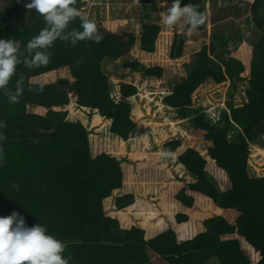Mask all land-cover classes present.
Here are the masks:
<instances>
[{
    "label": "trees",
    "instance_id": "trees-1",
    "mask_svg": "<svg viewBox=\"0 0 264 264\" xmlns=\"http://www.w3.org/2000/svg\"><path fill=\"white\" fill-rule=\"evenodd\" d=\"M101 1L104 0L77 3H96V15L89 19L96 22L103 40L80 41L75 46L57 40L49 49L52 56L47 66L29 70L18 65L17 74L23 72L26 77L24 94L19 103L9 104L0 93V113L61 107L47 85L41 95L28 92L27 87L29 83L41 84L33 82L35 70L50 76L63 75L75 105L110 122L111 138L128 143L137 131L131 99L139 95L138 85L143 81L158 83L167 92L162 97L163 107L174 112L178 122H187L201 139L196 148L178 153L177 161L193 185L175 197L181 210L176 225L190 221L186 213L196 210L198 197L220 211L233 213L234 222L203 219L201 230L186 241L180 240L174 226L148 236L137 226L123 228L105 223L109 201L117 211L133 202L132 196L116 193L122 182L124 159L106 152L90 160L82 159L78 145L89 140L92 131L81 121H60L56 126L53 143L62 160L42 173L32 161L15 159L11 146H2L0 217L16 211L29 227L45 225L47 234L65 244L62 255L71 257L69 264H124L146 258L154 259L151 264H167L170 259H177L180 264H251L243 245L258 253V264H264V200L255 196L250 166V145L262 147L264 137V129L257 128L264 119V0L243 5L240 3L244 0H238L232 9L222 5L227 12L210 18L211 6H206L211 3L214 10L217 0H181L182 6L199 5V11L206 13V22L191 37L182 33L166 39L159 15L163 0H137L133 13L119 10V18L112 6L107 20L99 12ZM30 2L0 0V39H15L22 54H26L27 42L45 27L43 17L35 9L25 7ZM240 20L246 24L244 28L260 34L248 65L232 53L244 39L238 27ZM134 22L139 24L137 30ZM79 26L80 19L76 18L69 30ZM207 37L211 40L209 45ZM190 39L196 47L190 48ZM165 50L169 59L161 60L160 52ZM194 52L196 55L182 68L172 64L175 60L184 61ZM129 56H133L132 60ZM117 60L138 64L132 73L120 71ZM246 74L249 87L245 102H228L218 121L215 110L197 103L199 91L206 86H223L228 79L243 80ZM17 79L18 75H14L9 87L14 88ZM40 175L42 183L53 185L54 200L52 194L49 198L37 187ZM14 183L18 188L12 187Z\"/></svg>",
    "mask_w": 264,
    "mask_h": 264
},
{
    "label": "rangeland",
    "instance_id": "rangeland-1",
    "mask_svg": "<svg viewBox=\"0 0 264 264\" xmlns=\"http://www.w3.org/2000/svg\"><path fill=\"white\" fill-rule=\"evenodd\" d=\"M253 1L244 0L240 5ZM217 2V8L214 10L211 3L207 4V9L211 6L208 14L209 18L216 13L221 15L227 12L224 9L226 7L232 9L238 3V0H217ZM95 4L78 2L76 7L82 14L95 17L97 11L95 10ZM98 4L101 18L105 17L104 20H107L108 12L112 6L115 7L114 11L117 15L119 10L124 11V9H129V13L132 14L137 0H104ZM161 4H166L161 11L165 12L167 6L172 3L170 0H163ZM222 5L224 8L221 7ZM233 14H236V12ZM116 17V15L113 16V18ZM229 18L231 21L236 20L234 17ZM237 22L240 24L238 27L244 39L236 52L233 50L232 53L248 65L251 61L253 45L258 41L260 34H253L246 27L244 28L246 24L243 23V20ZM160 23L163 28V39L182 34L187 27L181 21L175 27L167 28L162 23L161 15ZM138 28L139 24L135 23L134 30ZM188 41L190 44L188 42L187 44L191 46L190 48L196 47V45H191V39ZM210 43L211 40L207 37L206 45ZM230 46L234 48L232 45ZM131 52L134 54V47L131 48ZM167 52L168 50L160 52L162 55L161 60L169 59ZM195 53H192L193 56L190 55L184 61L175 60L172 64L182 68L184 63H187L196 55ZM132 57L129 56L128 58L132 60ZM110 58L116 61L115 55H111ZM137 64L130 65L122 60L118 61L120 71L131 73ZM37 71L35 70L32 73L33 82L47 85L61 107H55L51 111L40 108H27L15 112L0 113V121L7 122V127L0 129L7 136L6 140L0 142V147L11 146L15 159L32 161L38 166L41 173L45 168L54 167L62 160V157H59L55 152L53 143L56 126L60 121H81L92 131L90 139L78 145L82 159L90 160L102 152L124 159L121 169L122 182L116 193L121 192L120 196H132L133 202L124 210L117 211L109 201V215L105 223L123 228L137 226L142 228L148 236H154L157 231L174 226L177 228L180 240L186 241L201 230L200 222L203 219L215 218L219 223L223 221L234 222L233 213L220 211L212 206L208 200L198 197L196 210L186 213L190 217V221L186 224L176 225V218L181 210L175 197L180 190L185 187L190 189L193 185V180L185 174L183 167L177 161L178 153L187 148H196L201 139L200 135L191 131L187 122H178L175 119V113L163 107L162 97L167 92L162 91L165 89L159 88L158 83L143 81L141 84H137L139 95L131 99L134 105L132 114L137 124V131L128 143H124L111 138L109 132L110 122L99 118L96 113H92L90 110H81L75 105V101L67 92V82L63 75L56 77ZM248 80L249 76L246 74L243 80L228 79L223 86H206L199 91L197 103L207 106L209 110H215L217 112L215 115L217 116L216 121H218L219 118H222L221 111L227 110L226 104L228 102L240 104L245 102V92L249 87ZM257 128L264 129V119ZM261 145L262 147L250 145V166L253 174L255 196L264 200V137ZM164 150H168L169 155L165 156ZM37 187L40 190L43 189L47 196L49 194V198L52 194L51 199H55L53 185L42 183L41 175L37 181ZM243 250L251 260V264L259 263L260 255L251 247L243 245ZM153 260L149 261L146 258L124 264H151ZM167 264L180 263L177 259H170L167 260Z\"/></svg>",
    "mask_w": 264,
    "mask_h": 264
},
{
    "label": "clouds",
    "instance_id": "clouds-1",
    "mask_svg": "<svg viewBox=\"0 0 264 264\" xmlns=\"http://www.w3.org/2000/svg\"><path fill=\"white\" fill-rule=\"evenodd\" d=\"M77 0H31L25 7L35 9L43 17L45 27L38 35L33 36L26 44L25 52H19L15 39H0V93L7 98L9 104H17L25 91V74H17V66L29 70L47 66L51 61L52 52L49 49L54 42H69L75 46L80 41L100 43L103 34L98 31L96 22L81 13L75 5ZM166 4H161L165 7ZM162 23L167 28H173L183 21L187 31L182 35L191 37L194 32L205 24L206 13L199 11V5L184 4L181 0H173L167 11L160 13ZM80 19L78 28H71L70 23ZM82 29V30H80ZM21 56L23 57L21 59ZM18 75L14 88L9 82ZM44 84L33 86L28 84L27 91L34 95L43 94ZM7 127V122L0 121V129ZM7 139L0 131V142ZM164 155H169L164 150ZM4 159V150L0 147V160ZM12 187L18 188L17 184ZM65 244L55 236L47 234V227L37 223L31 227L26 225L25 218L13 211L7 217H0V264H69L71 257L65 258L62 253Z\"/></svg>",
    "mask_w": 264,
    "mask_h": 264
},
{
    "label": "crops",
    "instance_id": "crops-1",
    "mask_svg": "<svg viewBox=\"0 0 264 264\" xmlns=\"http://www.w3.org/2000/svg\"><path fill=\"white\" fill-rule=\"evenodd\" d=\"M211 29V27H209V30ZM210 33V32H209ZM194 34H195V32H194ZM193 36V35H192ZM159 87V86H158ZM159 88H162V87H159ZM163 89V88H162ZM162 91H166V90H162Z\"/></svg>",
    "mask_w": 264,
    "mask_h": 264
}]
</instances>
